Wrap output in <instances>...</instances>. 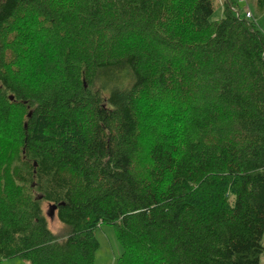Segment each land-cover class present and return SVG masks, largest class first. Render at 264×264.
<instances>
[{
	"label": "trees",
	"instance_id": "1",
	"mask_svg": "<svg viewBox=\"0 0 264 264\" xmlns=\"http://www.w3.org/2000/svg\"><path fill=\"white\" fill-rule=\"evenodd\" d=\"M215 1L0 0V263L260 264L264 0Z\"/></svg>",
	"mask_w": 264,
	"mask_h": 264
},
{
	"label": "rangeland",
	"instance_id": "2",
	"mask_svg": "<svg viewBox=\"0 0 264 264\" xmlns=\"http://www.w3.org/2000/svg\"><path fill=\"white\" fill-rule=\"evenodd\" d=\"M244 6L239 5V13L243 16ZM249 9L254 13V8L252 4H249ZM222 5L220 0H216L214 3V12L211 18V22L217 21L222 18ZM255 22L257 26L264 30V12L256 14ZM50 227L53 231L58 229V224L53 219H48ZM95 237L99 243V248L95 254L94 264H115L116 259L120 256L122 248L120 243L117 241L115 232L112 226L102 225L96 232ZM260 264H264V254L260 256ZM0 264H29L26 261L20 259H9L4 260Z\"/></svg>",
	"mask_w": 264,
	"mask_h": 264
},
{
	"label": "water",
	"instance_id": "3",
	"mask_svg": "<svg viewBox=\"0 0 264 264\" xmlns=\"http://www.w3.org/2000/svg\"><path fill=\"white\" fill-rule=\"evenodd\" d=\"M55 208H56V207H55L54 205H50V206L48 207V210H47V217H48L49 219H53Z\"/></svg>",
	"mask_w": 264,
	"mask_h": 264
},
{
	"label": "built area",
	"instance_id": "4",
	"mask_svg": "<svg viewBox=\"0 0 264 264\" xmlns=\"http://www.w3.org/2000/svg\"><path fill=\"white\" fill-rule=\"evenodd\" d=\"M239 1H241V2H245V0H239ZM233 11L236 12L235 9H233ZM237 16H238V13H237ZM245 17H246V18H252L251 12L248 11V10H246V12H245Z\"/></svg>",
	"mask_w": 264,
	"mask_h": 264
},
{
	"label": "crops",
	"instance_id": "5",
	"mask_svg": "<svg viewBox=\"0 0 264 264\" xmlns=\"http://www.w3.org/2000/svg\"><path fill=\"white\" fill-rule=\"evenodd\" d=\"M262 244H263V246H264V236H263V238H262Z\"/></svg>",
	"mask_w": 264,
	"mask_h": 264
}]
</instances>
